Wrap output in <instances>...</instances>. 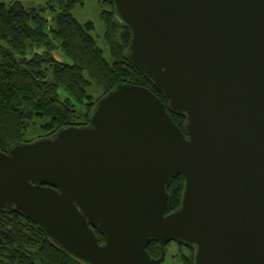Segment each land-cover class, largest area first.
<instances>
[{"label":"water","instance_id":"1","mask_svg":"<svg viewBox=\"0 0 264 264\" xmlns=\"http://www.w3.org/2000/svg\"><path fill=\"white\" fill-rule=\"evenodd\" d=\"M113 1L127 57L166 101L119 84L88 124L0 150V210L88 264H161L171 241L194 264H264V0Z\"/></svg>","mask_w":264,"mask_h":264},{"label":"trees","instance_id":"2","mask_svg":"<svg viewBox=\"0 0 264 264\" xmlns=\"http://www.w3.org/2000/svg\"><path fill=\"white\" fill-rule=\"evenodd\" d=\"M105 1L110 8L102 12L104 39L111 60L97 45L94 22L82 23L73 14L87 0H0V150L7 152L17 143L51 136L71 125L88 124L100 98L119 84L147 86L166 101L127 57L130 29L116 15L114 1ZM92 84L103 89L97 99L92 95ZM63 91L68 96L64 97ZM75 105L86 106L84 121L75 119ZM172 116L183 127L185 117L175 113ZM39 120L45 121L40 124L43 135L23 140V135ZM184 182V177L178 175L168 185L169 211L180 207ZM95 232L100 243H104L103 234L98 229ZM174 242L180 249L186 248L187 253L180 254L182 263L194 264V247ZM146 250L152 258L161 255L160 244L155 240ZM0 264L88 263L61 248L22 213L3 209ZM161 264L168 263L164 259Z\"/></svg>","mask_w":264,"mask_h":264},{"label":"rangeland","instance_id":"3","mask_svg":"<svg viewBox=\"0 0 264 264\" xmlns=\"http://www.w3.org/2000/svg\"><path fill=\"white\" fill-rule=\"evenodd\" d=\"M108 8H110V5L105 0H87L86 4L83 7H76L73 10V14L82 23H85L87 21L94 22L95 30L93 31V35L95 37L97 45L100 48H102L103 54L105 55V57L111 60V57L109 54V45L104 39V31H105L106 25H105L104 19L102 18L103 10L108 9ZM91 92H92L94 99H97L102 95L103 89L96 84H92ZM62 93L64 94V97L68 96V94L65 91H63ZM74 108L76 109V112H77V118L75 119H77L78 121H84L85 117L83 116V113L86 110V106L85 105H75ZM44 122L45 121L39 120L34 126L30 127L28 131L23 135V140L25 141L33 140L43 135V130L41 129L40 124ZM181 251L187 253L185 247L180 249V247L174 241L170 242L166 246V255H165L166 263L183 264L182 258L180 256Z\"/></svg>","mask_w":264,"mask_h":264}]
</instances>
